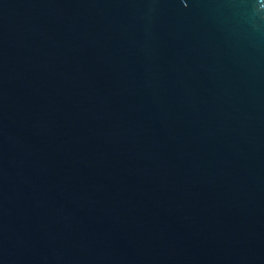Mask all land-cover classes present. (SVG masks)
<instances>
[{"label":"water","instance_id":"water-1","mask_svg":"<svg viewBox=\"0 0 264 264\" xmlns=\"http://www.w3.org/2000/svg\"><path fill=\"white\" fill-rule=\"evenodd\" d=\"M0 264H264V0H0Z\"/></svg>","mask_w":264,"mask_h":264}]
</instances>
